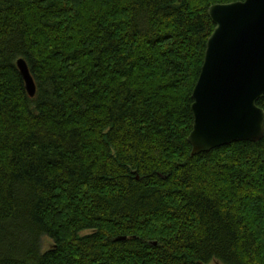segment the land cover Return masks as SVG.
<instances>
[{"label":"trees","instance_id":"16d2710c","mask_svg":"<svg viewBox=\"0 0 264 264\" xmlns=\"http://www.w3.org/2000/svg\"><path fill=\"white\" fill-rule=\"evenodd\" d=\"M233 1L0 0V264H264V137L188 141Z\"/></svg>","mask_w":264,"mask_h":264},{"label":"water","instance_id":"95a60500","mask_svg":"<svg viewBox=\"0 0 264 264\" xmlns=\"http://www.w3.org/2000/svg\"><path fill=\"white\" fill-rule=\"evenodd\" d=\"M208 14L215 29L192 95V155L264 137V109L258 105L264 96V0L215 3ZM17 66L34 97L27 61L21 57Z\"/></svg>","mask_w":264,"mask_h":264},{"label":"rangeland","instance_id":"374dc122","mask_svg":"<svg viewBox=\"0 0 264 264\" xmlns=\"http://www.w3.org/2000/svg\"><path fill=\"white\" fill-rule=\"evenodd\" d=\"M91 230H87L82 232V234H88L91 233ZM54 246V241L49 238L48 236L43 237V251H46ZM211 264H215V262H212ZM221 264V263H220Z\"/></svg>","mask_w":264,"mask_h":264}]
</instances>
